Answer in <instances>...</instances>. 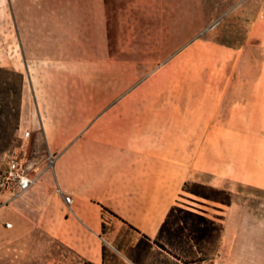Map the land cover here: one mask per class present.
<instances>
[{
    "label": "crops",
    "instance_id": "1",
    "mask_svg": "<svg viewBox=\"0 0 264 264\" xmlns=\"http://www.w3.org/2000/svg\"><path fill=\"white\" fill-rule=\"evenodd\" d=\"M0 2L38 7L0 14V68L24 74L30 132L53 159L32 189L0 205L7 234L34 229L101 264L105 213L153 241L186 183L233 194V182H248L247 143L233 136H264V91L230 88L249 43L137 44L134 10L147 0L118 12L116 0ZM235 208H226L219 251L200 264H264L248 242L236 250Z\"/></svg>",
    "mask_w": 264,
    "mask_h": 264
},
{
    "label": "rangeland",
    "instance_id": "2",
    "mask_svg": "<svg viewBox=\"0 0 264 264\" xmlns=\"http://www.w3.org/2000/svg\"><path fill=\"white\" fill-rule=\"evenodd\" d=\"M126 1L116 0V12L120 7L128 6ZM36 6L26 3L7 6L0 2V14L32 12L38 10ZM111 6L114 9L115 6L113 4ZM134 12L138 18L135 27L140 33L137 44L153 43L156 46L164 45L174 49L183 48L195 40L222 45L249 43L250 51L245 53L237 69L236 77H240L241 80L237 83L235 77L230 90L264 91V0H147L140 2ZM256 37L261 39L260 44H257ZM118 38L116 34V39ZM21 75L17 68H0V117L4 126V131L0 132V147H2L0 172L5 168L6 156L15 153L20 159L25 160L30 168L29 172L38 176L39 180V173L46 165L49 167L50 159L52 161L53 159L51 156L49 159L46 158V149L43 145L38 146L35 143V133L30 132L31 127L28 124L31 121V91L27 82L24 88V74L21 86ZM16 109L19 112L17 118L14 117V114H17ZM27 128L30 136L26 140V146L21 150L20 137L26 133ZM233 138L247 143L243 151L247 153L249 167L248 182L237 187L233 182L231 186L232 201L236 205V211L228 219L238 223L234 230L241 236L236 250H240L241 243L248 242L250 250L264 251V136L252 133L236 136L234 133ZM240 150L234 148L235 152L240 153ZM3 195L5 197L2 199ZM191 199L208 203L210 206H201L196 204L197 202L193 203ZM13 200L15 199L11 195L0 191L1 206L8 205ZM177 207L212 219L218 225H223V221L227 218L225 215L227 206L214 204L188 193H184V198L180 199ZM192 207L200 209L199 211L203 210L204 213L192 210ZM103 224L105 225V230L102 231L103 247L107 248L110 255L105 264H184L171 255L177 253V250L169 246L166 251L161 249L152 243V240L150 242L134 230L122 225L109 213H105ZM3 227L5 225L0 222V264L88 262L65 245L50 241L34 229L28 232L27 229L22 230L25 234L16 236L11 232L7 234ZM220 240L215 238L211 242H204L201 246H196L190 241L186 248L191 252L183 254V261L198 257L200 249L212 258L220 249ZM191 264H200V262Z\"/></svg>",
    "mask_w": 264,
    "mask_h": 264
},
{
    "label": "trees",
    "instance_id": "3",
    "mask_svg": "<svg viewBox=\"0 0 264 264\" xmlns=\"http://www.w3.org/2000/svg\"><path fill=\"white\" fill-rule=\"evenodd\" d=\"M20 78L22 86V75ZM16 112L17 114H14L15 118H17L19 115L18 109H16ZM3 128V121L0 117V132H2ZM1 150L2 147H0V151ZM183 191L184 193H188L197 198L222 206H230L232 203V193L225 190H219L210 186L202 185L199 183L188 182L184 185ZM109 213L116 216L110 211ZM104 230L105 225L103 224L102 231ZM222 232V224L218 225L212 219H208L199 214L184 211L179 207L174 206L171 208L167 215V218L161 225L157 239L153 240L152 243L156 244L158 247L165 251L168 246L172 249L177 250V253H171V255L175 259L182 261L184 264L204 262L210 260L211 258L208 257V255L203 249H200L198 251V257L191 259L190 261H183V254L191 252V250H188L186 246L190 241H192L196 246H201L204 242H211L215 238L220 240ZM143 237L151 242V239H149L148 237ZM163 240H165V243H163ZM108 256L110 255L108 253L107 248L104 246L102 249V264L106 263V259ZM85 264L92 263L85 262Z\"/></svg>",
    "mask_w": 264,
    "mask_h": 264
},
{
    "label": "built area",
    "instance_id": "4",
    "mask_svg": "<svg viewBox=\"0 0 264 264\" xmlns=\"http://www.w3.org/2000/svg\"><path fill=\"white\" fill-rule=\"evenodd\" d=\"M30 133H24L21 138L22 150L26 146V140ZM50 159V164H52ZM29 166L24 159H20L15 153L6 156L5 168L0 172V191L10 193L11 197L17 199L32 189L38 182V176L29 172ZM69 204L70 199L66 198Z\"/></svg>",
    "mask_w": 264,
    "mask_h": 264
}]
</instances>
